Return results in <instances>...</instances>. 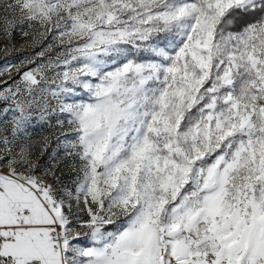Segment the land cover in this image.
<instances>
[{"label": "snow or ice", "instance_id": "1", "mask_svg": "<svg viewBox=\"0 0 264 264\" xmlns=\"http://www.w3.org/2000/svg\"><path fill=\"white\" fill-rule=\"evenodd\" d=\"M0 61V264H264V0H0Z\"/></svg>", "mask_w": 264, "mask_h": 264}, {"label": "rangeland", "instance_id": "2", "mask_svg": "<svg viewBox=\"0 0 264 264\" xmlns=\"http://www.w3.org/2000/svg\"><path fill=\"white\" fill-rule=\"evenodd\" d=\"M17 41H18V43H19V42H22V39H21L20 37H17ZM18 55L23 56L24 53L21 52V53H19ZM0 64H2V61H0ZM37 135H39V133H37ZM53 147H55V142L53 143Z\"/></svg>", "mask_w": 264, "mask_h": 264}]
</instances>
